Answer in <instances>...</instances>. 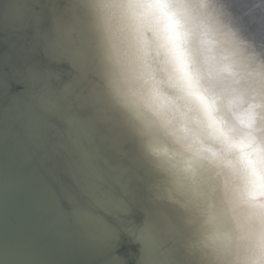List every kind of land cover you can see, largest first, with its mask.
Wrapping results in <instances>:
<instances>
[{"label":"water","instance_id":"obj_1","mask_svg":"<svg viewBox=\"0 0 264 264\" xmlns=\"http://www.w3.org/2000/svg\"><path fill=\"white\" fill-rule=\"evenodd\" d=\"M128 2L0 0V264H264L236 152L264 170V0H172L199 104L137 59Z\"/></svg>","mask_w":264,"mask_h":264},{"label":"clouds","instance_id":"obj_2","mask_svg":"<svg viewBox=\"0 0 264 264\" xmlns=\"http://www.w3.org/2000/svg\"><path fill=\"white\" fill-rule=\"evenodd\" d=\"M118 30L123 33L137 59L143 60L150 52L159 53L169 65L186 98L199 104L202 76L196 67L190 48V29L187 13L172 0H130L119 15ZM203 43L211 51L213 41ZM228 70V69H226ZM242 103V99L240 100ZM237 166L242 177V202L256 208L264 201V170L250 165L244 153L243 137L237 138ZM255 159V155L252 156Z\"/></svg>","mask_w":264,"mask_h":264},{"label":"snow or ice","instance_id":"obj_3","mask_svg":"<svg viewBox=\"0 0 264 264\" xmlns=\"http://www.w3.org/2000/svg\"><path fill=\"white\" fill-rule=\"evenodd\" d=\"M61 107L64 108V114L70 121V126L74 133H77L81 128V121L77 119L72 113L75 108L74 100H70L68 97H64L62 100L57 99L55 101L48 102V110L52 111L53 108L59 110Z\"/></svg>","mask_w":264,"mask_h":264}]
</instances>
